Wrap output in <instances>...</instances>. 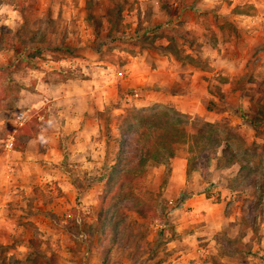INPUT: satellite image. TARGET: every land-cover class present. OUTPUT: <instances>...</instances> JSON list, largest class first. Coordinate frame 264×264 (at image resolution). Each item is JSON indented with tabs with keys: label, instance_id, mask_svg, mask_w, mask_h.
Here are the masks:
<instances>
[{
	"label": "rangeland",
	"instance_id": "obj_1",
	"mask_svg": "<svg viewBox=\"0 0 264 264\" xmlns=\"http://www.w3.org/2000/svg\"><path fill=\"white\" fill-rule=\"evenodd\" d=\"M0 1L21 15L18 27L0 28L8 45L0 51V264H264V118L255 116L257 105H264V61L256 59L264 48V0L259 26L249 18L257 10L245 0H226L230 5L218 13L180 11L173 0H157L167 11H155L156 0H90L85 15L68 12L79 0ZM238 8L244 13H234ZM230 12L238 26L224 15ZM144 50L167 56L172 72L162 74L165 96L192 79L191 61L207 72V87L193 78L192 97L177 102L190 118L175 154L150 159L145 172L127 183L142 140L125 117L155 104L174 106L142 104L150 87L120 86L121 98L96 112L100 132L85 140L77 125L70 132L49 125L50 98L33 104L40 77H62L56 58L82 57L71 60L76 69L65 66V75L81 78L93 75L79 71L87 68L82 63L91 62L89 68L102 61L94 75L104 84V69L110 67L107 74L114 77ZM37 68L46 74L39 76ZM25 108L32 109L31 118L11 150L19 149L22 135L34 133L39 140L31 145L33 163L20 175L6 165L22 157L7 155L5 143L10 120ZM42 127L56 130L54 147L39 137ZM80 145L89 156L73 154ZM28 179L35 182L30 187ZM131 195L145 211L124 206Z\"/></svg>",
	"mask_w": 264,
	"mask_h": 264
},
{
	"label": "crops",
	"instance_id": "obj_2",
	"mask_svg": "<svg viewBox=\"0 0 264 264\" xmlns=\"http://www.w3.org/2000/svg\"><path fill=\"white\" fill-rule=\"evenodd\" d=\"M237 1H243V0H237ZM85 2L86 0H79L78 3H76V7H74V5L72 4L68 12L71 10H76L78 12L80 11L81 14V11L82 12L85 11ZM245 2L252 7V10L255 9L257 10L256 15H252L249 18L250 20L252 19V22H255L256 25L259 26V23L261 22L260 21L261 19L259 17L261 15L259 9L261 8L260 5L262 4V0H245ZM158 4L159 3L157 0L153 2L152 8H154L155 11H160L162 9L166 11L169 10V8H165L162 6L159 7ZM233 4L235 6V3ZM173 5L180 6V11L183 10L191 11V12L208 11L209 13L214 11L218 13L225 7V5H230V4L226 0H173ZM0 10H3L2 12H0V28L6 27L12 30L19 26L21 22L20 10L15 8L12 4H10L9 7L4 5V1L2 2L0 1ZM62 10L63 9H61V11ZM59 11L60 9L58 7L57 12ZM13 12L17 13V17H13L11 15V13ZM63 12L66 11H62V13ZM234 13L238 14L244 12L238 8L236 9V11H234ZM83 14L85 15V12ZM224 15L227 16L228 21L232 22L235 26L237 25L235 21L236 17L232 12ZM189 26L194 28L196 27V24L192 23ZM1 42L3 41L0 40V51H4L6 46H3ZM257 44L258 43L256 42V50L258 51L259 45ZM145 52H146L145 50L142 52L143 55L140 58H139V54L138 56L133 55V60L131 61V63L122 65L118 69V71L115 72L116 75H114V77H112V74H110V76H108L107 74L108 70L111 69L110 67L104 69L105 70L104 74L106 75V77H108L104 84L101 83L100 79H98V76L94 75L95 73L98 72L95 70L97 69L96 67L97 64L102 63V61L99 60L93 61L92 65H89V68H88V64H90L91 62L89 63L84 62V64L82 63V66L87 68L81 70L78 68L79 71L83 72L84 74H88V76H90L89 72L93 74L91 77H86V78L75 77L72 74L71 76L69 74H68L69 76L65 75V73L67 72V69H65L67 67L65 66H69V69H73L77 67L76 63L71 60L77 59L79 61H83L82 57L79 56L76 58L71 57L69 59L61 58L58 61H53L54 63H56V66H62L61 68L63 69V71H60L61 73L60 75L62 77H60L56 81L52 79L53 80L52 82H46V80L43 77L42 78L40 77V79H38L39 82H37L36 84V88L40 87L39 88L40 94H38L40 98L33 104V106L38 107L40 106V104L44 103L45 101H49L48 98H50L52 101L51 102L52 105L48 106L50 115H48L49 119L47 122L49 123V125L52 126L58 125L54 128L60 129V127H62V129L65 130L66 132H70L73 128H76L77 125V127L79 128L78 135L83 136V138L87 140V138H91L92 135H95L96 133L100 132L101 120L99 116L96 115V112L102 110L106 104H109L117 100L119 95H120L119 98H121L120 86L127 87V86L140 84L141 86L150 87V90H148V92H145L144 96L140 98L142 104H150L159 101L169 102L171 104L170 106H174L175 109L177 108V110L181 112H183V110L180 109L179 107L180 106L182 107L183 105H177V102L180 103L179 100H181L182 98L192 97L188 88L191 85L190 81H192L193 78L197 79L196 81L197 85L199 83L201 84L202 82V86L204 87V89H206L207 82L203 76L207 72L195 70L196 69L195 65L189 62L190 72L194 70L191 75L192 79L188 78L187 79L188 81L182 84L181 88L183 90L179 92H175L170 96H165L163 92H161V86L165 82L162 74L164 70H166L167 74L172 72V69H170L169 66H167L166 68L165 58L167 56H164L155 51H150L146 53ZM258 58H262V59H258ZM256 59H258L259 62L264 61V48H262V50H260L257 53ZM63 62H65L66 65H63L64 64ZM108 65L113 66L114 64L109 63ZM173 66L174 65H172V67ZM37 70L40 71L38 72V74H40L39 76H43L46 74V72L42 69L37 68L35 71L37 72ZM174 75L171 78L172 80ZM46 79H50L49 74L47 75ZM42 81H45V83ZM119 81H121L120 85L118 83ZM153 87H157V88H153ZM2 106L3 105H0V126L4 122V118L2 116L4 110ZM11 123H12V119L10 120V124ZM73 125H75V127H73ZM37 127L40 126L38 125ZM54 128L52 130H48L47 128L42 127L41 130L42 133H39V137H41L42 140L46 142L52 143V147H54L55 133H57ZM46 133H52V135L48 136ZM22 136H23L22 138L23 143L20 145V147L23 146L22 150L6 149L5 151L7 155L22 157L21 162H18V164H16V161H13L12 163H10L12 166L6 165L7 167H9L10 170L9 172H13L16 170L17 172H19L20 175H24L26 165L33 163V160L30 159L31 145L33 144V141L39 140L38 136H36L34 133L25 134ZM79 148L78 149L80 153L73 152V154H77L80 156L84 155L85 157L86 155L89 156L90 153L88 151V147L86 148L85 146L80 145ZM42 154L44 156L47 155L46 152H43ZM60 155H61L60 152H58L57 155L58 160H59L58 156ZM92 158L93 156L91 155V159ZM90 161L91 160H89L88 163H90ZM34 183L35 182L31 181V179H28V187L32 186ZM25 185L26 184H22L20 185V187ZM5 203L6 201H4L3 204ZM82 208L85 209V207L83 206Z\"/></svg>",
	"mask_w": 264,
	"mask_h": 264
},
{
	"label": "trees",
	"instance_id": "obj_3",
	"mask_svg": "<svg viewBox=\"0 0 264 264\" xmlns=\"http://www.w3.org/2000/svg\"><path fill=\"white\" fill-rule=\"evenodd\" d=\"M88 1L90 0H86V6ZM111 13V9H109L108 23L110 25H112ZM117 23H119V20ZM0 40L3 41L1 42L3 46H8L5 43V39H2V36H0ZM172 54L176 57L175 53ZM54 60L58 61L59 58ZM211 106L213 105H208V108H211ZM263 110L264 105L258 104L255 115L258 121L264 118ZM139 112L132 110L128 117L124 116L131 132L137 131V137L142 140V145L139 148L142 155L139 157L132 155V157L136 158V161L131 163L130 167L127 168V177L124 179V182L127 183H133L137 176H141L145 172L143 165L150 159L161 160L175 154L178 146L185 141L184 136L187 133L186 124L190 118L188 114L173 107H162L157 104L147 108L142 113ZM44 122L45 120L43 122L41 121L38 125H42ZM202 124L212 126V123L209 122H203ZM253 125H257V122L253 121ZM22 147L19 149L22 150ZM129 160L131 162L133 161L131 158ZM125 200L124 206L128 209L137 212L145 211V208L140 205L143 201L136 195H131L129 199L126 198Z\"/></svg>",
	"mask_w": 264,
	"mask_h": 264
},
{
	"label": "built area",
	"instance_id": "obj_4",
	"mask_svg": "<svg viewBox=\"0 0 264 264\" xmlns=\"http://www.w3.org/2000/svg\"><path fill=\"white\" fill-rule=\"evenodd\" d=\"M31 111V108H25L14 113L12 123L10 124V132L7 135V142L5 143L6 149H13L16 134L31 118Z\"/></svg>",
	"mask_w": 264,
	"mask_h": 264
},
{
	"label": "clouds",
	"instance_id": "obj_5",
	"mask_svg": "<svg viewBox=\"0 0 264 264\" xmlns=\"http://www.w3.org/2000/svg\"><path fill=\"white\" fill-rule=\"evenodd\" d=\"M3 10H0V12H2ZM11 15L13 16V17H17V13H15V12H13V13H11Z\"/></svg>",
	"mask_w": 264,
	"mask_h": 264
}]
</instances>
